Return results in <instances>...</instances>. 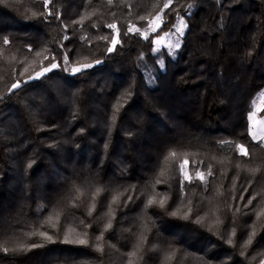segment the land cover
<instances>
[{
	"label": "trees",
	"instance_id": "16d2710c",
	"mask_svg": "<svg viewBox=\"0 0 264 264\" xmlns=\"http://www.w3.org/2000/svg\"><path fill=\"white\" fill-rule=\"evenodd\" d=\"M42 7L43 0H0V264H129L137 261L129 253L141 232L138 264H161L147 249L170 243L185 257L181 264H261L264 141L253 138L250 115L264 91V0H50L59 17L50 23L31 18ZM157 16L168 26L153 32L149 21ZM181 20L182 36L172 27ZM130 25L140 34L126 35ZM117 34L120 43L108 52ZM161 37L171 41L156 43ZM65 51L72 67H94L87 75L54 69L29 80L49 65L46 56L56 52L59 61ZM17 81L21 88L10 91ZM185 159L193 176V162H203L205 173L211 166L208 193L194 186L179 192L173 170ZM73 180L81 191L111 192L116 204H93L69 190ZM140 193L143 203L116 207L124 195ZM249 194L256 199L245 208ZM154 197H166L167 211L203 201L202 223L145 211ZM253 208L250 218L243 215ZM89 224L98 226L95 234ZM33 242L43 246L3 251Z\"/></svg>",
	"mask_w": 264,
	"mask_h": 264
},
{
	"label": "snow or ice",
	"instance_id": "6c2138e0",
	"mask_svg": "<svg viewBox=\"0 0 264 264\" xmlns=\"http://www.w3.org/2000/svg\"><path fill=\"white\" fill-rule=\"evenodd\" d=\"M37 3L40 2V0H36ZM17 4H20V0H16ZM50 3V0H43V7L39 10V15L37 14V12H32L31 14V18H35L40 20L41 22H51L49 20V17H51L53 20L55 19H59V17L56 15L55 10L54 9H49L48 5ZM165 8H169L170 5L169 4H165L164 5ZM221 7H223V3L221 4ZM28 17H24V20H27ZM141 20H143V17H140ZM181 27H176L175 25H172L173 28H175V31L177 33H179L181 36L183 35V21L181 20ZM93 27H95V25H92ZM161 26H168L167 22L163 21L162 18L160 16H157L155 21H149V27L152 28L153 32H156L157 29H159ZM108 28L111 29H116L117 25L116 24H108L107 25ZM135 32L137 35L140 34L141 29L140 28H135L134 26H128L126 29L125 34H129ZM67 38V37H65ZM102 39H107V37H102ZM144 39H148V35H147V31L145 30V34H144ZM163 40V37H161L160 39L156 40V43H161ZM10 43L9 38L7 36H3V44L4 45H8ZM120 43V40L118 38V34L116 36H113V38L111 39V47H109L107 49L108 52H112L115 47ZM171 46V45H170ZM175 47H179V40L177 39L175 45ZM61 47H63V45H61ZM28 50L31 52L32 48L31 46H29ZM36 55L39 56L40 52L37 51ZM45 59L49 60L50 63L48 66H44L43 64L41 65V70L36 72L35 76H29V80H35V79H40L41 77H44L47 73L52 72L54 69H61L64 72H68L69 74L75 75V74H82V75H87V69H90L92 67H94L93 64H83L80 65L78 67H72L71 65L73 63H75L74 59L72 56L69 55V53L67 51H65L62 56L61 59L58 61L57 60V53L53 52L51 56H46ZM96 64H100L101 61L100 60H96L95 62ZM50 78V77H49ZM27 83V82H25ZM21 88V83L19 81L15 82L12 84L11 86V90L13 89H20ZM0 102H3V98H0ZM255 139V137H253ZM235 148L238 149V152L240 155L243 156H247L248 155V151L247 148L243 145V144H237L235 145ZM171 157H176L177 153L175 151L170 152L169 154ZM168 157H165V160H167ZM203 163V162H193L191 164V168L192 171L195 172V176L192 175V172L190 171H185L184 168L186 165H189V161L187 159H185L178 168L174 167L173 170V177L177 178L176 182H177V187L180 193H186L188 191H191V187L190 186H194L197 188H201L202 191L204 193H208L210 191L209 185H210V180L208 179V177H214V173L211 169V166H208V170L207 173L200 171L198 164ZM161 175H163V172H161ZM182 175V180L178 179L179 176ZM66 182H67V178ZM77 179H79L77 177ZM160 180H157L156 183H160ZM70 191L75 192V193H79L81 197H87V199L92 202L93 204H99L101 208L104 207H111L113 204H116V200L117 197L115 195H112L111 192H108L107 195H103V193H105L107 190L105 189H100V188H87L84 191H81V186H78L76 183V180H73L71 182ZM128 190H125V192H127ZM242 191H247V189H242ZM143 193H140L138 195H124L121 202L116 205V207L123 209L126 208L128 206L129 203H132L133 205H136V201H140L141 203H143V200L141 199L143 197ZM257 195H260L259 193H257ZM109 196H111V200L109 201ZM102 197V199H101ZM249 199L245 202L244 207L248 208L249 205L252 204L253 200L256 199L255 196H252L251 194H249ZM234 200H239V201H243L244 200V196L241 195L239 197H234ZM166 197H159L157 198H150L147 199V203L144 205L145 211L148 208H152V207H156V208H160L162 210L167 211L166 208V203H165ZM178 201L180 204H184L185 200L183 198L178 197ZM190 203V201L188 202ZM176 204V201H174V206ZM72 207H79V204L77 203V197L73 196L72 198ZM204 210L203 207V201L201 202V204L196 205L195 208L189 207L187 209H182L180 207H176L175 210L173 211H167V214H170L172 216H177L178 213H182V215L179 216V218L184 219V220H191L196 224H201L203 217H201L200 213ZM240 210L239 208H235L234 209V213L231 217H226V219L228 220L229 224H235V220H236V216L235 213H238ZM254 211V208L252 210L246 211L243 213L244 216L246 217H251L252 212ZM159 218V217H157ZM88 227H92L93 228V233L95 234V232L98 230V226L94 227L92 224H89ZM111 228V224L109 223L105 229L103 230V232H101L100 234V239L103 238V234L104 232L108 231V229ZM233 235H235V233H232ZM3 233L0 232V236H2ZM39 235L47 240V241H51L52 237L50 235H48L47 232H40ZM255 235V233H252L251 235H248L247 240L245 241V243L242 245L243 247H247L250 245L251 240L253 238V236ZM65 243H79L82 245H89V241L86 239H80L77 241H73V240H69V239H65L64 240ZM146 241L143 239V233L141 232L138 237H137V242L134 245V251L133 253H129L130 256L132 255H137V261L134 260H129V264H138V260H142L143 259V251H140L138 254L136 252L137 249L140 248L141 244L145 243ZM229 243H232L231 240L228 241ZM42 244H38V243H31L30 245L28 244H22V245H18L16 247H13L11 249H9L8 247H4L3 251L4 252H8L9 250H11L14 254L15 253H22L25 251H29L32 248H37V247H42ZM148 252H155L158 255V258H161V264H181V261L183 259H185V257L181 256L178 254L177 250H175L171 243L168 245V247L166 249L164 248H160L157 244H153L151 247H149L147 249ZM222 264H225V262H222ZM261 264H264V261L261 262Z\"/></svg>",
	"mask_w": 264,
	"mask_h": 264
},
{
	"label": "rangeland",
	"instance_id": "374dc122",
	"mask_svg": "<svg viewBox=\"0 0 264 264\" xmlns=\"http://www.w3.org/2000/svg\"><path fill=\"white\" fill-rule=\"evenodd\" d=\"M165 41L162 44L171 41L170 37L164 39ZM264 101V91L260 96V99L256 103L255 112L250 115V124H251V133L255 139H261L264 141V115H260L259 111L262 108Z\"/></svg>",
	"mask_w": 264,
	"mask_h": 264
}]
</instances>
